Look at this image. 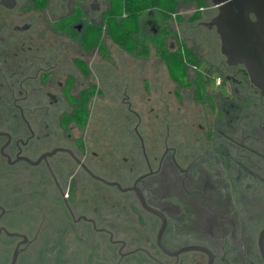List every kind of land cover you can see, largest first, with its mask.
I'll list each match as a JSON object with an SVG mask.
<instances>
[{"label":"flooded vegetation","instance_id":"af4514ba","mask_svg":"<svg viewBox=\"0 0 264 264\" xmlns=\"http://www.w3.org/2000/svg\"><path fill=\"white\" fill-rule=\"evenodd\" d=\"M108 9L0 0V264H264V75L219 40L131 107L90 76Z\"/></svg>","mask_w":264,"mask_h":264},{"label":"rangeland","instance_id":"374dc122","mask_svg":"<svg viewBox=\"0 0 264 264\" xmlns=\"http://www.w3.org/2000/svg\"><path fill=\"white\" fill-rule=\"evenodd\" d=\"M214 14L215 7L211 5L210 0H206V6L200 10H197L195 4L191 1L179 0L176 12L167 15L165 20L169 31L166 33L161 32L164 21L156 10H146L140 17L142 35L149 39L153 34H160L169 50L174 51L186 47L192 53L191 56L201 54L206 57V60L214 62L219 59V55L203 37L200 34L185 35L183 31V28L206 21ZM147 21H151V23L148 24ZM151 28L154 30L151 31ZM100 42L103 47L90 53L92 61L90 76L93 81H96V78H105L110 89L109 94L115 92L112 90L117 88H120L117 89L120 92L123 87L125 94L128 95L131 107L136 104L137 108L141 110H144V108L148 110L149 106L145 104H148L149 101L153 103L154 98L157 96L170 99L171 92H168V90H173L175 85L169 79L166 66L156 55L155 45L146 41L135 46L133 52H129L116 44L105 32L101 35ZM200 68L203 70V76L206 77L207 65L202 63ZM191 76L192 74H190ZM112 85L115 86L112 87ZM138 95H141L144 100L140 101ZM94 99L98 105L101 103L107 104L106 107L109 110L121 108L120 105V108L116 107V100L113 102L110 98H102L100 94L94 96ZM152 105L154 106V104ZM94 109H97V107H94ZM124 109H126V106H124ZM154 109H156L155 106ZM97 115L100 114L94 113V117H92V125L95 129L98 126L96 120L100 118H96Z\"/></svg>","mask_w":264,"mask_h":264},{"label":"trees","instance_id":"16d2710c","mask_svg":"<svg viewBox=\"0 0 264 264\" xmlns=\"http://www.w3.org/2000/svg\"><path fill=\"white\" fill-rule=\"evenodd\" d=\"M179 0H109V9L104 16V21L98 26H93L84 38L87 48L101 46L100 37L105 32L116 44L126 51L133 52L135 46L146 41L155 45V53L166 66L169 77L182 85L185 83V64H195L197 61L191 56L189 49L181 47L177 51H170L163 42L161 35L157 34L147 39L140 31V17L146 10H156L163 17L161 32L169 31L165 23L167 15L176 12ZM195 4L197 10L206 6V0H188ZM88 101L81 102L82 109ZM85 111V110H84ZM86 114L80 122H84Z\"/></svg>","mask_w":264,"mask_h":264},{"label":"water","instance_id":"95a60500","mask_svg":"<svg viewBox=\"0 0 264 264\" xmlns=\"http://www.w3.org/2000/svg\"><path fill=\"white\" fill-rule=\"evenodd\" d=\"M210 2L217 13L209 22L183 28L185 35L200 34L217 54L220 40V51L228 63L241 62L264 75V0ZM250 14L255 15V20L250 19Z\"/></svg>","mask_w":264,"mask_h":264}]
</instances>
